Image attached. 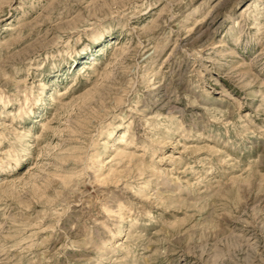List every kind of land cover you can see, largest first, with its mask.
Instances as JSON below:
<instances>
[{
  "label": "rangeland",
  "instance_id": "374dc122",
  "mask_svg": "<svg viewBox=\"0 0 264 264\" xmlns=\"http://www.w3.org/2000/svg\"><path fill=\"white\" fill-rule=\"evenodd\" d=\"M0 264H264V0H0Z\"/></svg>",
  "mask_w": 264,
  "mask_h": 264
}]
</instances>
